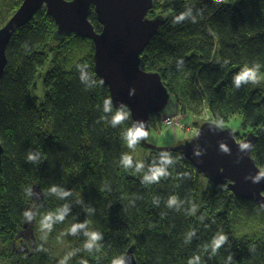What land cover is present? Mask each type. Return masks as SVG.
Wrapping results in <instances>:
<instances>
[{"label": "trees", "instance_id": "1", "mask_svg": "<svg viewBox=\"0 0 264 264\" xmlns=\"http://www.w3.org/2000/svg\"><path fill=\"white\" fill-rule=\"evenodd\" d=\"M22 2L0 0V29ZM149 16L165 24L141 56L142 69L160 74L196 127L205 112L222 128L240 115L257 136L253 158L264 171V86L235 84L245 69L264 73V0H154ZM90 20L101 32L94 8ZM56 31L43 9L7 49L0 263L115 264L134 246L138 264H264V207L199 175L180 152L145 148L141 170L126 157L140 146L139 139L129 145L130 111L114 107L96 74L93 43L76 35L58 42ZM50 44L56 58L38 106L30 88ZM35 188L42 198H33ZM33 212L25 251L20 234Z\"/></svg>", "mask_w": 264, "mask_h": 264}, {"label": "water", "instance_id": "2", "mask_svg": "<svg viewBox=\"0 0 264 264\" xmlns=\"http://www.w3.org/2000/svg\"><path fill=\"white\" fill-rule=\"evenodd\" d=\"M92 8L101 32L90 20ZM43 9L57 26L58 42L76 35L93 43L95 72L109 88L114 107H127L135 130L147 133L139 138L141 147L155 152H180L199 175L215 184L226 183L235 196L264 207V171L253 158L257 143L254 133L238 141L233 130L206 122L191 140L180 145L160 148L149 143L151 123L163 114L171 98L160 74L142 69L141 56L165 24L162 16H149L154 0H23L0 29V90L12 38ZM3 154L0 142V172ZM36 195L42 196L39 188H35L33 198ZM121 264H138L134 246Z\"/></svg>", "mask_w": 264, "mask_h": 264}, {"label": "rangeland", "instance_id": "3", "mask_svg": "<svg viewBox=\"0 0 264 264\" xmlns=\"http://www.w3.org/2000/svg\"><path fill=\"white\" fill-rule=\"evenodd\" d=\"M55 58H56V51L53 49V44H50L49 48L46 51V59H45L44 65L38 69L35 80L30 88L31 96L35 99V102L38 106L44 103L45 95H46V89L44 86V78H45L46 73L53 67ZM255 73H256L257 79L255 81L250 80V83H251L250 88L252 90H256L264 86V73H259V72H255ZM177 112H178V107H177L176 100L174 97H171L168 106L163 111L162 118L160 119V121L156 118L151 123L149 143L152 146L160 147V148L161 147H171V146H177L176 143L180 145L179 143H184L187 140H191L196 135V134L192 135V133L194 132L198 133V130H197L198 124L199 125L204 124L205 122L209 121L208 119H210L208 115H205L206 114L205 112L204 114L200 116L199 118L200 120L197 121V127H196V125L194 124L195 122L188 119V117L185 118L184 116H182L183 117L182 123L183 122L189 123L187 124L188 125L187 128H183V129L179 128L175 130L173 128L165 127V125L163 124V120L167 116L177 113ZM242 124H243L242 117L240 115H236L233 118H231L226 125H224V128L231 129L236 134H240V135L246 134L245 135L246 137L251 132L248 129H244ZM245 137H243L242 139H244ZM149 156H150V152L141 146L126 150V157L136 162L139 168L143 171H145L146 169V163H147V159ZM205 189H206V182L203 181L201 189H200V194H202V192ZM34 217H35V212H33V215L30 216V218L32 219H30V221L27 223V228L24 229L25 231L23 230V233L20 234V237L23 241L21 242V245L19 247L24 249L25 251H28L32 244L31 243L32 237L34 236L33 234L34 229L32 228V222L34 224Z\"/></svg>", "mask_w": 264, "mask_h": 264}, {"label": "clouds", "instance_id": "4", "mask_svg": "<svg viewBox=\"0 0 264 264\" xmlns=\"http://www.w3.org/2000/svg\"><path fill=\"white\" fill-rule=\"evenodd\" d=\"M257 79L256 73L252 70L249 69H245L244 71H242L239 75H237L235 77V84L237 85V87L240 85L241 82H247L249 80L255 81ZM103 82V81H101ZM124 117L121 114H117L115 117V122H120ZM129 145H133L136 143V141L142 137L147 135V133L141 129H136V130H130L129 133ZM223 241V237L220 238V240H218L216 242L217 247L219 246L220 243H222ZM115 264H121L120 261L115 262Z\"/></svg>", "mask_w": 264, "mask_h": 264}, {"label": "built area", "instance_id": "5", "mask_svg": "<svg viewBox=\"0 0 264 264\" xmlns=\"http://www.w3.org/2000/svg\"><path fill=\"white\" fill-rule=\"evenodd\" d=\"M218 2H223L224 0H215ZM183 114L181 113V111L179 110L177 113H174L173 115H169L167 116L164 120H163V124L165 125V127L167 128H187V126L185 125V123H182L183 120Z\"/></svg>", "mask_w": 264, "mask_h": 264}, {"label": "crops", "instance_id": "6", "mask_svg": "<svg viewBox=\"0 0 264 264\" xmlns=\"http://www.w3.org/2000/svg\"><path fill=\"white\" fill-rule=\"evenodd\" d=\"M187 124H188V123H185V125L188 127V125H187ZM197 130H199V129H197ZM187 133H188V132H187ZM195 134H197V133H195V132H194V133H192V135H195ZM176 144L178 145V143H176ZM176 144H175V145H176ZM179 144H182V143H179Z\"/></svg>", "mask_w": 264, "mask_h": 264}]
</instances>
